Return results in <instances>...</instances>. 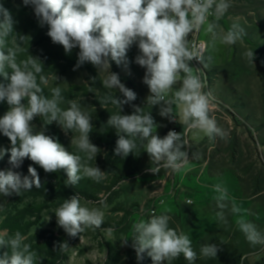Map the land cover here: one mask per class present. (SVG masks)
I'll return each instance as SVG.
<instances>
[{
	"label": "clouds",
	"instance_id": "clouds-1",
	"mask_svg": "<svg viewBox=\"0 0 264 264\" xmlns=\"http://www.w3.org/2000/svg\"><path fill=\"white\" fill-rule=\"evenodd\" d=\"M23 4L33 7L39 25L47 26L51 41L61 45L66 54L78 47L76 68L90 63L98 72L106 71L103 86L122 94L123 99L116 95L101 99L102 104L110 102L119 109L106 123L118 136L114 155L127 157L137 149L139 140L150 157L152 166L148 171L153 174H158L161 168L179 171L189 159L188 153L182 150L188 145L182 134L170 130L163 138L156 135L157 125L150 112L144 113L143 108L132 105V114H122L123 105L131 104L136 93L121 83L110 67L113 61L117 65L127 64V52L133 45L139 50L135 63L145 69L143 83L150 92L147 104H160L159 114L172 121H177L178 115L186 130L203 132L209 138L227 137L228 133L209 115L212 94L204 91L205 82L189 64L196 59L205 68L208 66L204 55L206 44L190 42L189 36L206 25L205 32L211 34L213 42L219 40L233 45L242 41L245 30L239 23L234 22L225 32L218 23L208 20L209 15L219 20L229 9V0H23ZM0 17V77L3 78L0 102L6 101L9 106L0 117V133L10 141V148L0 147V159L10 153L11 166L0 170V195L19 196L33 186L41 187L35 167H28V175L14 170L20 168L25 158L39 165L45 173L63 170L67 174L66 185L75 186L83 178L97 183L103 181L105 171L88 163L100 152L89 138L93 127L91 116L76 100H68L69 107L62 109L60 105L65 98L60 87L51 89V98L43 94L41 85L48 84L42 74L43 62L32 55L18 61L25 36L14 31L16 21L3 4H0ZM245 56L253 63L254 51L248 50ZM56 79L59 80L57 76ZM178 81L181 86L173 92ZM173 105L178 109L176 115ZM37 116L43 118L45 124L56 122L66 135L79 133L71 138V144L84 156L66 150L43 130L35 131L31 122ZM214 191L218 220L227 223L226 210L241 213L223 183L215 184ZM81 199L79 194L73 195L54 212L57 225L70 237L80 236L89 228L98 229L104 221L101 208L83 206ZM98 203L104 205L103 200ZM170 219L168 214H153L147 221L132 225V246L138 260L145 252L153 264H171L181 254L190 264L196 260L189 236L169 227ZM236 223L251 244L264 245V234L253 223L242 216ZM26 239L19 231L14 235H8L7 230L0 233V249L4 250L0 253V264H38V261L41 264L42 260L32 246L25 243ZM128 239H122V244L126 245ZM58 248L66 251L69 245L64 242ZM219 250L215 244H206L200 252L203 257L216 258Z\"/></svg>",
	"mask_w": 264,
	"mask_h": 264
},
{
	"label": "rangeland",
	"instance_id": "rangeland-1",
	"mask_svg": "<svg viewBox=\"0 0 264 264\" xmlns=\"http://www.w3.org/2000/svg\"><path fill=\"white\" fill-rule=\"evenodd\" d=\"M229 2V9L219 20H216L215 15H209L208 20L218 23L225 32L234 22L239 23L245 30L242 41L233 45L222 44L219 40L213 42L211 34L205 32L206 25L201 27V37L208 45L206 54L208 66L202 67L210 80L213 97V108L209 115L216 120L218 127L235 131L241 138L250 140L254 151L253 160L257 161L254 168L259 170L262 167L261 163L264 164V0H229ZM0 4H3L13 15L16 21L14 31L25 36L22 43L23 51L18 53V61L27 59L29 55L40 59L45 52L64 50L61 45L51 41L47 35V26L39 25L31 5L25 6L23 0H0ZM248 50L254 51L253 63L245 56ZM78 52L77 47L71 53L78 55ZM138 54L137 46L133 45L127 52V64L122 62L119 65L120 74L133 82V84L124 81L121 83L136 93V99L131 104L123 105V114H131L132 105L139 106L146 102L150 94L147 85L143 83L145 69L135 63ZM99 73L102 79L107 75L106 71ZM45 77L48 84H42L41 87L43 94L49 98L53 87L68 91L72 85L90 83L85 71L67 68L63 63L55 65L51 73ZM113 90L120 94V99H123L118 90ZM68 100H76L82 110L91 116L93 127L89 138L95 145L98 123H107L110 115L118 113L119 109L115 105L101 106V99L96 93L89 97L76 94L73 99L65 98L60 105L62 109L69 107ZM51 125L58 129L68 147L74 146L71 144V138L78 136L79 133L69 132L66 135L56 122ZM192 137L200 141L208 136L195 130ZM108 155V151L100 149L96 158L88 163L90 166L99 167V162L107 161ZM190 157L193 162L202 164L199 156L190 155ZM148 168L144 165L143 173L122 181L114 188L111 195H104L101 199L104 205L81 200L83 206L101 208L104 212V221L100 228L95 230L89 228L81 233L78 241L69 249L68 258L61 264H144L141 259H137V253L132 246V225L140 220L147 221L153 214L170 215L169 227L187 234L196 253L206 244H215L218 247L235 228L242 239L243 248L246 252H251L250 262L255 263L261 258L264 250L262 254L253 251L264 245L251 244L239 230L236 221L242 216L264 234V196L250 198L244 194L243 189L241 194L233 189L231 198L242 211L240 214H233L230 210H226L227 223H224L217 219L216 213L219 209L215 200L207 197L209 194L207 190L196 195L192 188L174 185L175 182L171 180L174 172L171 170L161 168L158 174H153ZM166 173H168L167 177L163 178ZM146 175L150 176L146 177ZM189 198L194 199V204L188 205ZM32 201L24 200V202ZM55 210L56 208L47 209L40 223L32 228L31 234L42 229L64 232L57 225ZM124 238H129L126 245L121 242Z\"/></svg>",
	"mask_w": 264,
	"mask_h": 264
},
{
	"label": "trees",
	"instance_id": "trees-1",
	"mask_svg": "<svg viewBox=\"0 0 264 264\" xmlns=\"http://www.w3.org/2000/svg\"><path fill=\"white\" fill-rule=\"evenodd\" d=\"M40 60L43 62V75L51 73L53 67L59 63L67 68H76L78 55L70 53L66 54L64 50H53L42 54ZM111 71L118 74L120 81L128 84L133 82L120 74L119 65L114 61L111 62ZM81 69L87 73L89 85H72L68 91H62V95L66 99H73L74 95H82L89 97L92 94L102 99L107 95L117 96L120 94L113 89H107L102 84V77L97 69L90 63L81 65ZM92 78H96L94 81ZM0 82L3 78L0 77ZM39 83V79H38ZM101 101V100H100ZM26 103V101H24ZM101 106H113L110 102L107 104L100 103ZM143 108L144 113H149L157 125L154 132L163 138L170 130L172 131L173 123L171 121H161L155 116L156 105L151 106L146 102L139 104ZM9 110L6 101L0 102V117ZM123 114V113H122ZM132 114V112H131ZM211 117V116H210ZM35 131L43 130L46 135L51 136L54 140L62 144L66 150L83 156L84 153L78 151L75 146L68 147L64 139L60 136L58 129L51 125L45 124L43 118L37 116L31 122ZM180 127V126H179ZM181 129V128H179ZM228 135L226 138H209L206 137L199 143L190 142V155H197L202 162L207 163L211 174L223 173L226 170L234 171L247 197L264 196V164L259 170L254 167L257 161L253 160V153L249 139H243L235 131L225 130ZM95 145L102 150L108 151V160L99 162L98 166L101 171H105V179L99 183L94 182L90 178H83L75 185H66L67 174L63 170L53 173H45L39 165L34 164L30 159L25 158L18 169L23 175H28V167L31 165L36 168L40 181V188L22 191L21 195L4 197L0 195V232L7 230L8 235H14L19 231L27 239L25 243L32 246L40 258L41 264H61L68 258L69 249L78 241L79 235L70 237L65 232H55L50 229H42L31 234L33 227L37 226L44 212L49 208H58L65 199L73 195L79 194L81 200L88 202H98L104 195H111L122 181L132 178L143 173L144 165L142 163L146 154L141 142L137 140L138 147L133 153L127 157L114 155L116 140L118 136L115 129L110 128L106 123H98L96 130ZM0 147L10 148V141L2 133H0ZM10 153L5 154L0 159V170L11 167L9 164ZM150 175H146L149 177ZM26 199L32 202H24ZM81 235V234H80ZM206 241V240H205ZM67 242L69 248L66 251L59 250L58 246ZM220 249L216 258H206L197 252V258L191 264H264V254L256 261L251 263L249 254L242 246V239L238 236V231L234 228L233 233H228V238L218 246ZM261 248L257 247L253 252H259ZM4 250L0 249V253ZM141 261L144 264H153L151 257L147 252L142 254ZM39 264V261H38ZM168 264V262H165ZM171 264H190L183 255L171 261Z\"/></svg>",
	"mask_w": 264,
	"mask_h": 264
},
{
	"label": "crops",
	"instance_id": "crops-1",
	"mask_svg": "<svg viewBox=\"0 0 264 264\" xmlns=\"http://www.w3.org/2000/svg\"><path fill=\"white\" fill-rule=\"evenodd\" d=\"M183 76V74H181ZM181 86V81H178L177 84L173 86V92L177 90ZM171 95V93H170ZM162 103V102H161ZM160 107L161 105L158 104L156 105L155 108V116L158 120L161 121H171L172 123L175 122L180 126V133L183 136V139L188 142H194V143H199L200 141H196L193 137L192 134L195 130H186V126L180 124L179 117L177 115V121H172L167 117H162L159 112H160ZM178 112V109L176 108L175 105H173V114L176 115ZM187 131V132H186ZM200 134V133H199ZM186 145L182 150H184ZM191 158V157H190ZM188 163L179 171L174 172V174L171 176V180L175 182L174 185H177L178 187H183V188H192L194 190L195 194H200L201 192L205 193V190L208 191V196L209 199H214L216 196V193L214 191V185L217 183H223V185L228 189L229 197H232L231 191L234 189L241 194L242 188L241 184L235 174V172H231V170H226L223 173L219 174H211L208 169V165L205 162H201L202 164H198L193 162L192 158L190 159ZM143 165L148 166L149 168L152 166L150 162V157L149 155H145L142 161ZM199 167V168H198ZM203 167V168H201ZM148 168V169H149ZM168 173L163 175L164 177H167ZM166 183V182H165ZM170 183L167 184L169 186ZM192 200V204H194V199L189 198ZM264 250V247L261 248L259 252H256L258 254H262ZM263 254L261 255V257Z\"/></svg>",
	"mask_w": 264,
	"mask_h": 264
},
{
	"label": "built area",
	"instance_id": "built-area-1",
	"mask_svg": "<svg viewBox=\"0 0 264 264\" xmlns=\"http://www.w3.org/2000/svg\"><path fill=\"white\" fill-rule=\"evenodd\" d=\"M202 29V28H201ZM201 29L199 32H194L192 35L189 36V41L190 42H195L197 45H199L200 43H205L206 44V51L204 53L205 57H206V54H207V49H208V45H207V42L205 39H203L201 37ZM190 66L193 67V71L195 74L199 75L201 80L205 82V88H204V91L205 92H210L211 93V90H210V80L207 76V74L205 73L204 69H203V65L197 61L196 59H193L192 61L189 62ZM212 104H211V110H212ZM210 110V111H211ZM179 125L176 124L175 122H173V128H172V131H175L177 133H180V129H179ZM187 132V131H186ZM183 151H186L188 153V156L190 158V152H189V144L186 145L185 149ZM189 161V159H188ZM192 204V200L188 199L187 200V203Z\"/></svg>",
	"mask_w": 264,
	"mask_h": 264
}]
</instances>
